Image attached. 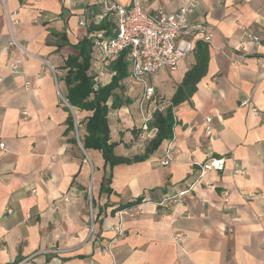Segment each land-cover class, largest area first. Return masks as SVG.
Here are the masks:
<instances>
[{"label":"crops","instance_id":"1","mask_svg":"<svg viewBox=\"0 0 264 264\" xmlns=\"http://www.w3.org/2000/svg\"><path fill=\"white\" fill-rule=\"evenodd\" d=\"M141 3L149 13L174 12L183 0ZM100 8V0L0 4V264H264V0H201L190 19L212 35L206 74L173 108L172 138L144 161L112 167L98 151L82 147L83 156L76 117L90 112L68 104L64 82L79 41L113 36L92 29L103 22ZM243 30L258 42L241 44ZM12 39L25 54L9 46ZM93 57L92 46L91 77ZM194 64L192 52L174 70L146 76L155 91L146 110L169 101ZM112 75L106 66L100 84ZM128 75L116 93L131 102L107 119L115 155L131 158L149 140L140 130L142 86ZM166 150L172 160L163 166ZM211 159L224 160V170L200 177L198 164ZM238 168L244 173L234 175ZM181 191L177 202L163 201ZM125 204L132 205L119 220ZM119 223L122 235L114 231Z\"/></svg>","mask_w":264,"mask_h":264},{"label":"built area","instance_id":"2","mask_svg":"<svg viewBox=\"0 0 264 264\" xmlns=\"http://www.w3.org/2000/svg\"><path fill=\"white\" fill-rule=\"evenodd\" d=\"M83 1V0H79ZM5 0H0L3 4ZM101 8L96 16L98 20H109L115 25L114 35L104 37L97 34L92 39L94 57L92 58L91 73L93 79V90L101 85L107 64L116 59L121 53H125L129 61L128 80L131 83H138L142 86V91L138 99L139 113L141 118L140 130L145 133L146 139H152L157 129L149 127L153 120L154 112H164L170 101L159 98L151 111L146 110V105L155 97L154 88L145 81L146 76L155 75L163 70H174L179 60L187 57L195 50L196 43L201 41L207 45L211 44V33L204 23L191 22L192 14L198 9L201 0H183V3L174 12H167L162 8L149 13L143 9L141 0H130L129 5H123L118 0H100ZM247 40L253 43L258 42V37L246 30H243L240 43ZM9 46L15 48L19 54H25V48L12 39ZM20 61L17 59L12 65V72L19 70ZM242 105H246L243 102ZM211 118L205 119V131L210 132ZM76 140L82 149L78 132ZM2 147L3 145L0 144ZM83 150V149H82ZM171 152H164L161 164L168 165L171 162ZM199 175L203 176L210 171H223L224 160L211 159L198 164ZM244 170L234 169V175H241ZM186 191H181L176 195L165 198L163 201L177 202ZM224 203L228 202V193L223 192ZM160 202V204L163 203ZM125 211H119V220ZM264 216V209L262 210ZM116 235H122L123 230L119 224L114 227ZM175 244L180 245L183 241L181 233L173 235Z\"/></svg>","mask_w":264,"mask_h":264},{"label":"trees","instance_id":"3","mask_svg":"<svg viewBox=\"0 0 264 264\" xmlns=\"http://www.w3.org/2000/svg\"><path fill=\"white\" fill-rule=\"evenodd\" d=\"M112 26H114L112 21L103 20L92 29L104 30L106 36L114 35L115 30ZM74 47L78 54L76 56L69 55L64 66L67 69L64 76V82L68 89L66 101L71 107L79 111L90 112V115L85 116L82 120L83 132L81 137L79 135L81 145L85 151H98L103 163L108 164L110 167L144 161L158 149L164 140L172 138V129L175 124L173 108L192 97L196 91V85L206 74L208 63V45L198 41L194 50L195 64L184 74L181 83L169 100L171 105L164 112L153 113V120L150 122L149 127L157 129L155 136L150 140L147 139L149 142L143 154L128 158L115 155L116 143L110 141L107 119L110 110L119 109L131 102V99L124 98L120 94L121 89H123L122 82L126 80L128 75V62L125 53H121L116 59L107 64L113 75L108 83L100 85L95 91L93 90V79L87 74L91 59L92 39L84 38ZM116 91H120V93L117 94ZM68 123L73 126L71 116H69ZM139 202H141L140 198L135 201V203ZM132 204H125L119 209H125Z\"/></svg>","mask_w":264,"mask_h":264},{"label":"rangeland","instance_id":"4","mask_svg":"<svg viewBox=\"0 0 264 264\" xmlns=\"http://www.w3.org/2000/svg\"><path fill=\"white\" fill-rule=\"evenodd\" d=\"M76 121L79 123V128H78V132H79V135H80V137L82 136V132H81V130L80 129H82V124H83V121H79L78 119H77V117H76ZM82 152V154H83V156H85L86 154H85V152L82 150L81 151ZM89 158H90V162L92 163V165L94 166V169H96L95 167H96V162H95V159L93 158V156L92 155H90L89 154ZM98 167V166H97ZM97 177H98V172H96V175H95V177H94V182H93V186H94V189H93V196L96 198V192H95V185H96V182H97Z\"/></svg>","mask_w":264,"mask_h":264}]
</instances>
